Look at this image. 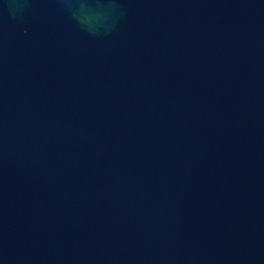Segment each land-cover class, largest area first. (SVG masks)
Wrapping results in <instances>:
<instances>
[{
  "label": "water",
  "instance_id": "obj_1",
  "mask_svg": "<svg viewBox=\"0 0 264 264\" xmlns=\"http://www.w3.org/2000/svg\"><path fill=\"white\" fill-rule=\"evenodd\" d=\"M0 264H264V0H0Z\"/></svg>",
  "mask_w": 264,
  "mask_h": 264
}]
</instances>
